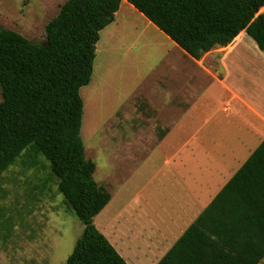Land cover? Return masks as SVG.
<instances>
[{"label":"trees","instance_id":"obj_1","mask_svg":"<svg viewBox=\"0 0 264 264\" xmlns=\"http://www.w3.org/2000/svg\"><path fill=\"white\" fill-rule=\"evenodd\" d=\"M195 58L246 32L264 51V0H127ZM122 0H67L46 41L0 28V178L22 155L48 161L58 191L84 224L64 264H128L94 224L111 194L94 178L81 137V89L100 32ZM264 140L158 264H263Z\"/></svg>","mask_w":264,"mask_h":264},{"label":"crops","instance_id":"obj_2","mask_svg":"<svg viewBox=\"0 0 264 264\" xmlns=\"http://www.w3.org/2000/svg\"><path fill=\"white\" fill-rule=\"evenodd\" d=\"M246 35L199 58L168 36L166 66L122 119L138 134L108 138L97 183L111 200L94 224L128 264H158L263 142L264 51Z\"/></svg>","mask_w":264,"mask_h":264},{"label":"rangeland","instance_id":"obj_3","mask_svg":"<svg viewBox=\"0 0 264 264\" xmlns=\"http://www.w3.org/2000/svg\"><path fill=\"white\" fill-rule=\"evenodd\" d=\"M66 1L0 0V28L43 43L46 25ZM118 12L100 32L92 80L81 89L85 103L81 137L86 157L97 165L94 177L99 183L111 168L113 141L108 138L113 132L120 140L127 133L138 134L122 121L124 113L139 100L140 91L155 83L168 62L165 54L174 46L126 0ZM38 160L33 166L22 155L0 178V264H64L83 234L84 224L58 191L48 161ZM163 161L161 157L158 164Z\"/></svg>","mask_w":264,"mask_h":264}]
</instances>
